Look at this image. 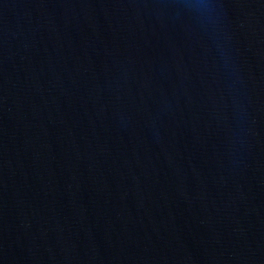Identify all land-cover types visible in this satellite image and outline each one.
I'll list each match as a JSON object with an SVG mask.
<instances>
[{
	"label": "water",
	"instance_id": "obj_1",
	"mask_svg": "<svg viewBox=\"0 0 264 264\" xmlns=\"http://www.w3.org/2000/svg\"><path fill=\"white\" fill-rule=\"evenodd\" d=\"M0 0V264H264V0Z\"/></svg>",
	"mask_w": 264,
	"mask_h": 264
},
{
	"label": "clouds",
	"instance_id": "obj_2",
	"mask_svg": "<svg viewBox=\"0 0 264 264\" xmlns=\"http://www.w3.org/2000/svg\"><path fill=\"white\" fill-rule=\"evenodd\" d=\"M197 6H203V4H202V0H201L200 3L197 4Z\"/></svg>",
	"mask_w": 264,
	"mask_h": 264
}]
</instances>
